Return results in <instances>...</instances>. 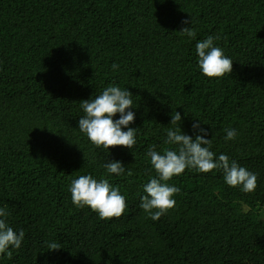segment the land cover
Masks as SVG:
<instances>
[{
    "label": "trees",
    "instance_id": "trees-1",
    "mask_svg": "<svg viewBox=\"0 0 264 264\" xmlns=\"http://www.w3.org/2000/svg\"><path fill=\"white\" fill-rule=\"evenodd\" d=\"M209 35L233 61L222 78L197 67L195 45ZM110 84L133 95L131 150L107 152L78 130L81 101ZM175 112L182 121L171 125ZM195 119L210 150L256 173L257 187L245 194L220 170L186 169L168 181L181 189L175 206L153 221L139 207L156 177L146 151L174 147L169 128L194 138ZM110 160L125 174L109 176ZM86 174L119 188L121 217L72 204L69 185ZM3 206L25 237L0 264H264V0H0Z\"/></svg>",
    "mask_w": 264,
    "mask_h": 264
},
{
    "label": "clouds",
    "instance_id": "clouds-1",
    "mask_svg": "<svg viewBox=\"0 0 264 264\" xmlns=\"http://www.w3.org/2000/svg\"><path fill=\"white\" fill-rule=\"evenodd\" d=\"M163 2L164 0H161V3ZM191 23V17L182 21L183 25ZM179 32L188 38L196 36L190 26L182 27ZM218 39L217 36L209 35L195 45L197 67L207 78H222L233 69V61L224 53L223 48L214 43ZM118 67L117 64L112 65L113 70ZM132 96L127 88L110 84L94 98L81 101L80 107L84 115L78 120V130L86 135L93 145L102 147L107 152L115 146L131 150L136 144V128L130 126L135 120ZM117 114L118 118L114 119ZM180 121H182L180 112H175L171 116L170 124L177 125ZM201 124L198 119L192 122L194 138L184 133L181 127L167 129L164 144L174 147L165 148L163 152L157 151L155 145L148 147L146 156L156 177L143 185L144 195L139 198V207L151 220H159L175 206L174 196L179 194L181 189L175 184H169L168 181L174 176H180L186 169L198 173L220 170L227 186L238 188L245 194L255 191L256 173L240 166L237 161L230 160L226 154L221 153L217 156L211 151L212 142L207 138L208 129ZM224 131L225 142L234 141L238 136L235 128H227ZM102 167L109 176L112 174L120 176L126 172L123 163L116 160L105 162ZM69 192L74 206L89 208L101 220L119 218L127 207L126 197L117 186L112 185L108 179H96L91 174L73 179L69 185ZM9 215L6 206L0 207V255H10V249H19L25 237L23 230L17 232L10 226ZM50 249L56 250L58 247L52 244Z\"/></svg>",
    "mask_w": 264,
    "mask_h": 264
}]
</instances>
